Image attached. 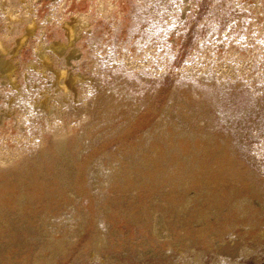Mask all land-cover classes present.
I'll return each instance as SVG.
<instances>
[{
    "label": "rangeland",
    "instance_id": "obj_1",
    "mask_svg": "<svg viewBox=\"0 0 264 264\" xmlns=\"http://www.w3.org/2000/svg\"><path fill=\"white\" fill-rule=\"evenodd\" d=\"M0 41V264H264V0H0Z\"/></svg>",
    "mask_w": 264,
    "mask_h": 264
},
{
    "label": "bare ground",
    "instance_id": "obj_2",
    "mask_svg": "<svg viewBox=\"0 0 264 264\" xmlns=\"http://www.w3.org/2000/svg\"><path fill=\"white\" fill-rule=\"evenodd\" d=\"M74 23V22H73ZM69 23V22H66L65 23V25H64V27H65V29L67 30V32H68V37H69V43H72V40H73V38L75 37V25L74 24H76V23ZM31 27H32V25L31 24H29L28 25V28L29 29H31ZM67 34V33H66ZM51 48L53 49V50H57L54 46H51ZM0 52L1 53H5L6 52V48L3 46V44L1 43V41H0ZM39 56H40V58H41V60L42 61H45V62H49L50 61V56L46 53V51H44V50H40L39 51ZM59 75L60 76H65L66 75V72L65 71H60V73H59ZM77 76V75H76ZM63 88L64 89H66L67 87H66V85L65 84H63Z\"/></svg>",
    "mask_w": 264,
    "mask_h": 264
}]
</instances>
